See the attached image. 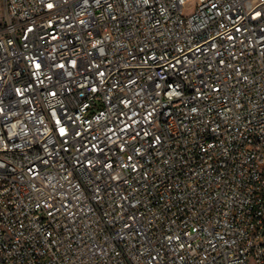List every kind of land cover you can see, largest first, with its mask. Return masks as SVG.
I'll return each instance as SVG.
<instances>
[{
  "label": "built area",
  "instance_id": "2783aa9c",
  "mask_svg": "<svg viewBox=\"0 0 264 264\" xmlns=\"http://www.w3.org/2000/svg\"><path fill=\"white\" fill-rule=\"evenodd\" d=\"M0 264H264V0H0Z\"/></svg>",
  "mask_w": 264,
  "mask_h": 264
},
{
  "label": "rangeland",
  "instance_id": "374dc122",
  "mask_svg": "<svg viewBox=\"0 0 264 264\" xmlns=\"http://www.w3.org/2000/svg\"><path fill=\"white\" fill-rule=\"evenodd\" d=\"M195 6H196V2H191V3H189V4L186 6L185 10H184L185 15H190V14H192V13L195 11Z\"/></svg>",
  "mask_w": 264,
  "mask_h": 264
}]
</instances>
